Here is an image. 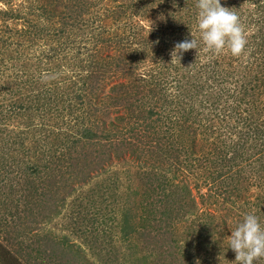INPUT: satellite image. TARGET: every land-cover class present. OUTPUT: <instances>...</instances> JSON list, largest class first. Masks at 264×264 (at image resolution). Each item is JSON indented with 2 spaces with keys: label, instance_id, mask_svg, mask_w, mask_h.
I'll return each mask as SVG.
<instances>
[{
  "label": "rangeland",
  "instance_id": "rangeland-1",
  "mask_svg": "<svg viewBox=\"0 0 264 264\" xmlns=\"http://www.w3.org/2000/svg\"><path fill=\"white\" fill-rule=\"evenodd\" d=\"M196 2L0 0V175L3 164L9 169L8 181L3 188L0 184V244L6 250L26 245L32 250L24 251L32 259L35 250L47 249L44 237L65 236L82 264H236L235 253L227 247L231 228L247 213L264 225V88L251 104L252 91L246 86L247 80L264 74L262 59L250 53L262 42L264 0H220L222 7L238 15L251 43L239 56L227 50L215 54L203 46ZM11 14H20L19 19ZM191 34L198 48L172 56V42L190 40ZM155 52L178 60V82L193 89L203 83V90L180 132H174L170 142L164 136L159 147L147 149L154 143L140 127L131 136L118 138L122 127L124 134L136 122L128 121L120 103L127 96L126 101L144 102L143 95L136 93L143 88L139 83L144 84L138 79L158 58ZM117 63L122 69L115 67ZM91 69L97 78L90 80ZM216 70L221 77L215 76ZM207 76L210 80L204 83ZM85 82L95 88L79 92ZM204 84L211 89L207 91ZM43 88L52 92L45 108L23 115L11 111L14 105H26ZM113 97L118 103L113 104ZM239 98L245 103L237 102ZM251 114L263 136L246 144L247 162L237 160L226 174L225 184L239 180L226 194L210 179L221 162L227 167L236 164L230 159L234 156L233 162L238 154L232 155L231 148L246 129L241 119ZM83 128L109 133L111 138L81 142L84 149L78 145L70 153H64L70 144L58 148L63 136ZM163 130L161 124V136ZM120 140L127 143L118 144ZM31 165L37 166L35 176L27 174ZM59 172L73 175V189L58 181ZM159 173L176 176L164 191L155 188V181L149 185V176L160 179ZM48 183L57 194L35 199L34 189ZM150 186L155 188L151 194ZM150 203L153 210L169 212L172 225L142 228ZM127 210L137 229L124 238L121 213ZM161 217L158 213V221ZM36 257L35 264H64V259L48 262ZM17 264H24L23 260L19 258Z\"/></svg>",
  "mask_w": 264,
  "mask_h": 264
},
{
  "label": "trees",
  "instance_id": "trees-1",
  "mask_svg": "<svg viewBox=\"0 0 264 264\" xmlns=\"http://www.w3.org/2000/svg\"><path fill=\"white\" fill-rule=\"evenodd\" d=\"M183 1H189L191 2L192 0H183ZM140 3V2H139ZM190 4V3H189ZM88 6V4H87ZM86 5H83V8L87 7ZM136 7V6H135ZM29 9H32V7H30ZM3 14H7V12L5 10L2 11ZM20 14H15L14 16H11L13 19H19ZM65 16V15H64ZM66 17V16H65ZM99 18V17H98ZM38 28V25L36 24L34 29ZM63 31V30H61ZM60 31V32H61ZM263 37V38H262ZM260 38H262V42L260 43L257 39L256 43V48L254 51H250V53H252V56L254 55H258V58L261 60V63H264V34H261ZM141 42V41H140ZM180 42V41H179ZM173 46L176 44V41L174 43V41L172 42ZM251 43L248 42L245 45L244 50H247L248 47H250ZM257 51V52H256ZM256 52V53H255ZM156 55H158V58H155L154 60H152L150 62V65L145 69V71L139 76L138 81L143 82L139 83L140 87H143L142 90L136 92L141 93L143 95V98H145L144 102L142 104L139 103V105L136 102H129L128 100L126 101V99L128 98V96L126 97L125 100H123V103L120 105L123 106V110H125V113L128 114V121L131 119L136 120L135 122V126H130L128 129L124 130V134H121L123 131V127L121 129L119 133V137L120 135L123 138H127V134L129 133L130 136L138 131V127L141 128V130L143 131H148V134L151 135L150 137V141L149 143L153 142V146H151L150 144H148L147 149H150L152 147H159V144L161 145V142L164 141L165 142V137L166 136V140L168 142H170V138L173 137V133L176 132L179 133L180 132V127L182 125V123L188 119L189 115L192 113H194V103L199 99L200 95L202 97V90H203V83L202 85L199 87L198 83H197V88L193 89L190 86L188 87L187 83L182 84L181 82H178L177 76L178 74L176 73V64L178 62L175 61L174 57L171 60H168L167 58H161L159 57L160 52H155ZM119 62H123L122 59L117 60ZM180 61H183V58L180 57ZM182 63V62H181ZM180 63V64H181ZM91 66L94 67V62H90ZM260 64V63H259ZM90 67V65H88ZM264 66V64L262 65ZM261 66V67H262ZM97 67V66H96ZM115 67L117 68H121L123 66H121V63H117L115 64ZM114 67V68H115ZM245 67L249 68L248 64H246L244 66V70ZM205 69H208V65H206L204 67ZM89 70V68H88ZM163 70H166L165 72H163ZM91 72H89L88 74V78H90V80L92 78H97V74L95 73V71L93 72L92 69L90 70ZM221 71H214L215 76L217 75V77H221L220 75ZM246 73V70H245ZM132 74V73H131ZM188 76L190 75L187 74ZM193 75V74H192ZM247 75V74H246ZM99 78V77H98ZM208 82L210 79L208 78V76L206 78H203V82ZM204 82V83H205ZM193 84V83H192ZM189 85H191V82L189 83ZM240 85H242L240 83ZM122 85H119V87ZM246 86H249L248 90L252 91V94H248L251 98V104H255L256 102V97L263 94V88H264V74H261L259 76H255V78L251 80H247V84ZM79 92H81L82 90H87V89H94L95 86L94 84L89 85L85 83H83L81 86H79ZM205 89L208 91L211 89L210 86H206L204 84ZM246 90L244 92V95L247 96V91ZM114 91H115V87H114ZM207 91H204V93H206ZM51 91L48 88H43L40 89L39 91H37V96L34 95V97H32V99H29L26 105H22V106H16L14 108V106L11 107V111L12 112H17L18 111V115H23L25 113H30V112H36L37 110H40L41 108H45L46 105L49 104V101L51 100ZM79 96V95H78ZM81 97V96H79ZM78 97V100H79ZM114 101L116 100L113 97ZM245 98H239L237 100V102H242L243 104ZM201 101L204 102L203 99H201ZM118 103V100H116L115 103ZM140 109V111L138 112V110ZM175 110V112H171V110ZM176 109H178V111H176ZM187 109H189V111H187ZM42 110V109H41ZM137 111V113H136ZM10 112V111H9ZM91 115V114H90ZM89 115V117H90ZM253 114L251 115H246L245 118H242L241 120V125L246 126V129L243 132H240L239 135V141L237 144H235V146L233 148H231V154L234 155L235 153H237L238 157H235L233 162L232 159L234 156H232V158L230 159L231 163H236V164H231L230 166H226L224 163V159L222 158L221 163H223V167L225 168H221V163H220V170L218 172H214V174L211 176L212 178L210 179V182L213 183V185H217V188H224V191L226 192V194H228L230 192V190L228 189V187L234 186L235 184L231 185L232 183H234L235 181H233L230 184H225L224 183V178L226 177V174L228 172L231 171V167H235V165H237V160L242 159L244 160V163L247 162V159L250 158V153L247 154L246 151V144L247 143H252L253 141H255L256 139L258 140L261 136H263V132L259 129V125L255 122V120L252 118ZM124 117V115H123ZM166 120H168L169 122L166 123V125H163ZM125 118H124V122H125ZM123 121H121L120 123H122ZM123 122V124H124ZM31 123L27 124V126H29ZM161 124L163 126V136H161ZM114 129L117 127L116 125H114ZM76 134H72L71 136L65 137L63 136L65 139H63V141L61 142L60 146L58 148H65L67 147L69 144V148L67 151H65L64 153H70L71 150H76L77 146L80 145L82 149H84L83 145L81 142L87 141V142H91V141H101V140H108L110 137L109 133H95L92 129L90 128H83L80 131H76ZM171 136V137H170ZM47 137V136H46ZM258 137V138H257ZM69 138L71 140H69ZM251 139V140H250ZM262 139V138H260ZM138 140V139H137ZM142 141V140H139ZM127 141H123L120 140L118 142V144L124 143ZM173 146V145H172ZM237 146L240 150H237ZM228 147V146H227ZM143 153L145 152L144 150H142ZM79 158V157H78ZM77 158V159H78ZM66 159V158H65ZM145 162L147 160H144ZM260 161V160H258ZM148 163V162H146ZM149 166H155L153 164V162L149 163ZM6 164H3V168H5V171L3 172V175H0V184H2V188L4 187V185L6 184V182L8 181L7 178V174L8 170L6 168ZM71 167H69L68 169H70ZM153 168V167H152ZM28 175H32L35 176L38 174V169L36 165H31L27 167ZM152 170V169H151ZM61 171V170H60ZM177 171H179L177 168L174 171L175 173H177ZM66 172V171H65ZM148 172V171H147ZM239 172V171H238ZM66 174V175H65ZM148 174V173H147ZM159 176L160 179H158L156 176L152 177L149 176V178L151 179L150 184L153 183L154 181L156 182V189L162 190L164 191L165 189H167L168 186H170V184H172L173 179L176 178L175 174L173 175V178H166L165 176H163V174L159 173L157 174ZM152 177V178H151ZM72 178L73 175L71 173H62L59 172L57 174V179L58 181H60L64 187L66 188H70L73 189L72 187ZM162 178V179H161ZM50 180V179H49ZM239 180H237L236 182L238 183ZM49 185H46L45 187H41L39 190L34 189L33 195L35 196V199L37 198L38 200H40V198L45 199V197L49 196V194L52 195H56L57 192H55V190H53V187L50 183H48ZM55 185V184H54ZM0 187V190L2 189ZM154 188V189H155ZM154 189L152 188V186H150L148 193L151 194ZM223 191L224 195L225 192ZM71 191L69 192L70 195ZM30 201H33V199H29ZM161 201V198L158 200ZM36 202V201H35ZM151 203L149 204V207L147 208V211L145 213V218L142 219V217L140 218V221L142 219V221L145 223L146 225L142 227V225H140L142 228L146 229L149 226H152L153 224H157L160 226H170L172 224H168V220H169V212L167 211H158V210H153L152 207L150 206ZM160 213L162 215V217H167V220L164 221L161 217V220L158 221L157 219V214ZM130 211H123L121 213L122 215V224H121V232H122V236L125 238L127 235H129L130 233H135L136 229H137V225H133L134 222H132L131 219V215L129 214ZM166 223V224H165ZM165 224V225H164ZM153 229H156V227H154ZM46 239V243H45V248L49 249V252L47 253V249H45L44 251H36L35 250V255L36 256H40V260H47L48 262H53L54 260L60 258V259H64V264H82V261L79 260L80 256L78 255L79 252L73 248L72 244H68V240L65 236L58 238L56 240L54 239H49L47 237H44ZM66 240V241H65ZM20 249H16L13 250L12 248L9 249H5L1 244H0V262L2 264H17V261H19V258H21L23 260L24 264H35V263H39V260H35L37 257L36 256H32V259H29L30 254L28 252H25L24 249H28V250H32L30 247L26 246L25 247H19ZM46 252V253H45ZM4 257H7L6 261L3 260Z\"/></svg>",
  "mask_w": 264,
  "mask_h": 264
},
{
  "label": "clouds",
  "instance_id": "clouds-1",
  "mask_svg": "<svg viewBox=\"0 0 264 264\" xmlns=\"http://www.w3.org/2000/svg\"><path fill=\"white\" fill-rule=\"evenodd\" d=\"M197 29L203 46L219 54L227 50L239 56L247 43L238 15L222 7L220 0H197ZM160 19H164L161 14ZM192 37V34H191ZM193 37L174 45L172 56L179 57L184 51L197 49ZM228 248L235 253L236 264H260L264 261V225L253 213H247L228 236Z\"/></svg>",
  "mask_w": 264,
  "mask_h": 264
}]
</instances>
